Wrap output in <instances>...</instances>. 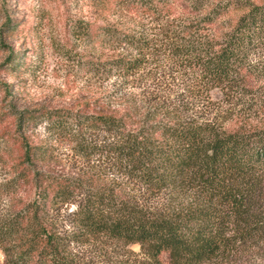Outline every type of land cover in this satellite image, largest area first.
Listing matches in <instances>:
<instances>
[{
	"label": "trees",
	"instance_id": "trees-1",
	"mask_svg": "<svg viewBox=\"0 0 264 264\" xmlns=\"http://www.w3.org/2000/svg\"><path fill=\"white\" fill-rule=\"evenodd\" d=\"M91 1L103 12L156 13L170 24L160 42L112 26L95 25L87 32L132 52L128 58L92 63V71L102 75L114 71L124 83L133 79L140 94L149 97L153 92L147 90L146 66L153 56L163 54L170 74L192 72L189 88L209 100L213 89L228 91L251 54L264 45V5L253 6L223 30L217 22L230 6L218 1ZM156 44L159 53L153 50ZM133 94H129L132 102ZM116 99L121 111L74 114L41 108L20 113L17 121L20 126L43 125L50 137L69 141L81 157L105 154L112 184L115 179L139 184L156 200L143 204L125 199V187L118 184L110 189L105 184L88 187L80 176L27 171L48 155L49 147L22 141L18 164L23 177L35 184H31L33 196L17 212L0 215L4 264H74L68 255L71 242L97 236L139 243L152 264H159L162 253L167 254L168 264H217L228 257L236 235L251 237L260 230L257 224L245 228L251 207L241 183L250 166L264 162V145L261 152L251 153L244 134L200 124L187 105L164 104L161 99L148 107L140 121L130 123V101L121 92ZM57 204L74 206L69 213L75 227L72 235H60L43 219L46 209Z\"/></svg>",
	"mask_w": 264,
	"mask_h": 264
},
{
	"label": "rangeland",
	"instance_id": "rangeland-1",
	"mask_svg": "<svg viewBox=\"0 0 264 264\" xmlns=\"http://www.w3.org/2000/svg\"><path fill=\"white\" fill-rule=\"evenodd\" d=\"M212 1L230 6L217 22L223 30L231 28L253 6L264 5V0ZM165 21V17H157L156 13L139 16L126 11L103 12L91 0H0L1 216L17 212L33 196L31 184L35 183L23 177L18 164L22 141L49 147L48 155L28 166L27 171L72 178L80 176L88 187L105 184L110 189L118 184L125 187V199L143 204L156 200L144 193L139 184L118 179L112 184V167L105 154L81 157L72 150L69 141L50 137L43 125L20 126L18 116L26 111L41 108L63 109L74 114H94L102 109L121 111L122 104L116 96L121 92L129 102L132 92L135 97L130 101L131 109L128 103L130 123L140 121L148 107L155 106L154 102L159 99L164 100V104H184L193 109V119L200 124L242 133L247 137L251 153L261 152L259 148L264 145L263 44L248 58L237 82L225 92L213 89L209 100H204L203 93L193 94V86L189 88L194 80L192 72L170 74L163 54L153 56V61L146 66V74L150 70L147 90L153 92L151 97L140 94L136 88L138 82L133 79L124 83L114 71L103 75L92 71V63H107L132 55L125 46L91 37L87 32L95 25L112 26L160 42L170 25ZM159 48L156 44L153 50L159 53ZM149 98L153 102L148 101ZM256 164L248 168L241 184H244L251 207L246 214L245 228H249L248 224H257L260 230L251 237L236 235L228 257L217 264H264V162ZM73 209V205L57 204L46 209L43 219L60 235H72L75 227L69 213ZM68 255L74 264L153 262L147 249L139 243L106 236L81 237L68 246ZM0 264H4L1 252ZM159 264H168L166 253L159 256Z\"/></svg>",
	"mask_w": 264,
	"mask_h": 264
}]
</instances>
